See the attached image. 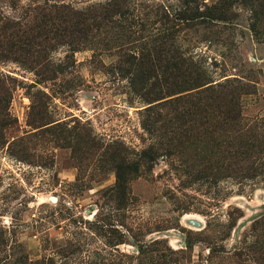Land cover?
Segmentation results:
<instances>
[{
    "label": "rangeland",
    "instance_id": "374dc122",
    "mask_svg": "<svg viewBox=\"0 0 264 264\" xmlns=\"http://www.w3.org/2000/svg\"><path fill=\"white\" fill-rule=\"evenodd\" d=\"M0 264H264V0H0Z\"/></svg>",
    "mask_w": 264,
    "mask_h": 264
}]
</instances>
